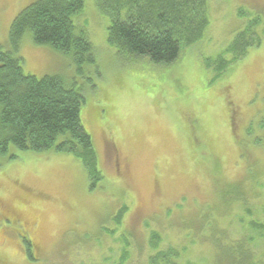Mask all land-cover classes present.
<instances>
[{"label": "rangeland", "instance_id": "1", "mask_svg": "<svg viewBox=\"0 0 264 264\" xmlns=\"http://www.w3.org/2000/svg\"><path fill=\"white\" fill-rule=\"evenodd\" d=\"M37 1L0 0V47L13 51L12 23ZM196 8L202 16L187 18L206 21L204 35L183 40L173 64L121 59L107 42L111 18L95 0L73 16L95 58L80 73L24 36L16 55L27 74H61L82 90V124L101 180L91 190L72 154L10 147L0 157V264H147L158 251L152 233L160 251L177 250L178 264H214L217 235L235 239L252 231L251 219H264V139L256 143L264 135V0H205ZM258 17L261 45L215 80L219 56ZM234 185L243 197L226 207Z\"/></svg>", "mask_w": 264, "mask_h": 264}, {"label": "trees", "instance_id": "2", "mask_svg": "<svg viewBox=\"0 0 264 264\" xmlns=\"http://www.w3.org/2000/svg\"><path fill=\"white\" fill-rule=\"evenodd\" d=\"M95 1L101 14L111 18L107 42L124 61L128 57L147 56L155 64H173L182 52V41L188 45L197 42L207 27L206 21L187 18V15L202 16L200 10H195L205 0ZM84 9L85 0H39L13 21L10 30L13 51L0 47V157L7 155L10 147L20 152L72 154L87 171L93 190L101 179L92 138L82 124L85 101L82 90L61 74L42 79L27 74L22 59L16 55L24 36L29 34L35 44L49 46L68 57L80 73L84 65L95 62L92 43L73 19ZM182 22L187 24L184 30ZM260 23L259 17L249 22L222 52L215 80L222 78L231 65L246 58L250 49L261 45L262 37L260 40L257 30ZM260 130H264V118ZM262 137H257L256 143L262 142ZM228 188L226 207L244 194L241 185ZM126 211H119L117 224L122 223ZM248 225L252 230L249 234L245 228L235 239L228 238L225 232L213 239L214 264H264V219H251ZM24 243L29 259L36 261L33 243L27 239ZM149 243L158 251L147 264H178L176 249L159 250V234L152 233Z\"/></svg>", "mask_w": 264, "mask_h": 264}]
</instances>
